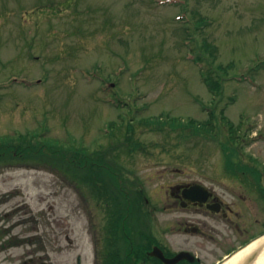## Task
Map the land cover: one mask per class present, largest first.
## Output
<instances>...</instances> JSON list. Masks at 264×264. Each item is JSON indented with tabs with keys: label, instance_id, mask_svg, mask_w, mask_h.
<instances>
[{
	"label": "rangeland",
	"instance_id": "374dc122",
	"mask_svg": "<svg viewBox=\"0 0 264 264\" xmlns=\"http://www.w3.org/2000/svg\"><path fill=\"white\" fill-rule=\"evenodd\" d=\"M163 1L0 0V264L97 263L106 205L63 170L70 146L106 175L108 157L125 167L173 250L188 248L200 264L229 252L176 230L186 212L168 206L167 188L198 180L223 192L219 172L234 160L220 149L227 120L245 125L241 157L264 162V0ZM212 111L214 130L169 124L180 116L199 125ZM17 132L25 141L8 142ZM48 144L68 147L66 157ZM256 196L253 236L264 229Z\"/></svg>",
	"mask_w": 264,
	"mask_h": 264
},
{
	"label": "flooded vegetation",
	"instance_id": "af4514ba",
	"mask_svg": "<svg viewBox=\"0 0 264 264\" xmlns=\"http://www.w3.org/2000/svg\"><path fill=\"white\" fill-rule=\"evenodd\" d=\"M232 157L234 160L227 162L224 160L223 170L219 172L222 193H217L213 187L198 180L189 182L173 179L167 188L171 201L168 206L175 211L186 212L183 218L176 220L174 225L176 230L198 235L213 242L218 249L223 248L224 244L232 245L229 246L232 249L235 244L239 245L253 239V224L262 223V219L253 218V192L264 204V162L253 156ZM112 174L121 179L129 177L127 172L117 171ZM198 184L205 187L195 189L194 186L197 187ZM118 190L122 191L120 187ZM184 191L189 194L186 198L183 197ZM143 200L148 206L149 216L154 217L156 207L149 204L148 198L144 197ZM110 231H115L116 235L121 234L118 229ZM100 232L101 226L95 230L93 247L96 259L107 248L116 249L118 255L123 253L126 258L140 259L143 261L142 264H164L161 259L150 254L154 246H159L166 257L173 256L179 250H189L188 248L173 250L161 238L160 222L155 219H149L141 230H131V237L127 239L116 237L110 239L108 243ZM126 245H130V251L124 250L127 248ZM197 257L198 259L193 261L197 263L194 264H200L199 256ZM29 258L32 262L34 255ZM183 261L178 263L185 264Z\"/></svg>",
	"mask_w": 264,
	"mask_h": 264
},
{
	"label": "trees",
	"instance_id": "16d2710c",
	"mask_svg": "<svg viewBox=\"0 0 264 264\" xmlns=\"http://www.w3.org/2000/svg\"><path fill=\"white\" fill-rule=\"evenodd\" d=\"M204 45H206V44H204ZM204 48L206 49L205 46H204ZM210 86L211 87L214 86L213 88H217V84L213 83V82L210 84ZM148 122L152 123V124L156 123V124H158L156 126L159 127V126H161V124L164 121L161 122L160 118L157 117V118L153 119V121H148ZM169 124L172 127L195 126V128L192 130L193 133H198L200 128H205V129L209 128V124L207 121L199 123V125H198L193 119H190L187 123H182V122L177 121V119L172 118L169 120ZM210 125H211V122H210ZM154 126H155V124H154ZM17 140H18V143L21 140H22L21 142L25 141V139H22L21 135L18 136ZM10 142H15V141H14V139H12ZM27 142H29V141H27ZM47 149H50L53 151L57 150L58 152H61V154L59 155L60 158L66 157V152H67L66 150L67 149L62 150L61 146L56 147L52 144H48ZM24 150H26V148ZM78 151H79V149H75L74 155L78 154ZM42 153L43 152H40L41 155H43ZM72 158L73 157H70V159L66 158V160H67L66 162L71 164V165H74L75 160ZM82 164H83V161H82ZM90 170H91L90 168L87 169V171H90ZM72 171H71V173L74 174V172H72ZM74 177L76 178V181L79 184H84L87 187H89L91 190H93L91 188V183L93 182V178L90 176V174H85V175H82L80 177H78V176H74ZM94 195H96L98 197V199H101L105 203L107 202V203L113 204L114 208L109 207L106 210V212L110 215V222L112 225L122 228V226H124V227L128 226L129 223L133 224V225H142V223H144L143 221L146 219V215L144 213H142L140 210L135 209V208H137V206H136L137 204L133 203V201H131V198L127 194H124V195L120 194L121 196L119 197L118 192H110V191H104L103 190V191L97 192L96 194L94 193ZM123 231H124L123 232L124 237L129 238V229L125 228ZM126 247L127 248L125 250L130 251V249H129L130 245H126ZM106 251H107V253H105ZM116 252H117L116 249H107V248L104 249L100 264H137L138 260L126 258L123 255H118ZM109 253H111V254H109Z\"/></svg>",
	"mask_w": 264,
	"mask_h": 264
},
{
	"label": "bare ground",
	"instance_id": "6f19581e",
	"mask_svg": "<svg viewBox=\"0 0 264 264\" xmlns=\"http://www.w3.org/2000/svg\"><path fill=\"white\" fill-rule=\"evenodd\" d=\"M220 264H264V235L239 249L230 257H225Z\"/></svg>",
	"mask_w": 264,
	"mask_h": 264
},
{
	"label": "water",
	"instance_id": "95a60500",
	"mask_svg": "<svg viewBox=\"0 0 264 264\" xmlns=\"http://www.w3.org/2000/svg\"><path fill=\"white\" fill-rule=\"evenodd\" d=\"M196 186L197 187L194 186L195 189H201V186L200 185H196ZM187 196H189L188 192L187 191H184L183 192V197L186 198ZM150 253L152 255H155V256L161 258L166 264H175L176 262H178L181 259H188L190 261H193L194 260V256L191 255L188 251H179L173 257L166 258V257H164L162 251L158 247L155 246ZM79 261L80 260H79V257H78L77 258V264H79Z\"/></svg>",
	"mask_w": 264,
	"mask_h": 264
}]
</instances>
